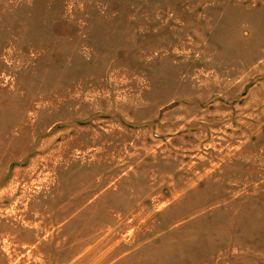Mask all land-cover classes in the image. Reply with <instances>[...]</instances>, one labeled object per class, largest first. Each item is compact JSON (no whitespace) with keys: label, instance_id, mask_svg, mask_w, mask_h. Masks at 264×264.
Masks as SVG:
<instances>
[{"label":"rangeland","instance_id":"obj_1","mask_svg":"<svg viewBox=\"0 0 264 264\" xmlns=\"http://www.w3.org/2000/svg\"><path fill=\"white\" fill-rule=\"evenodd\" d=\"M0 264H264V0H0Z\"/></svg>","mask_w":264,"mask_h":264}]
</instances>
